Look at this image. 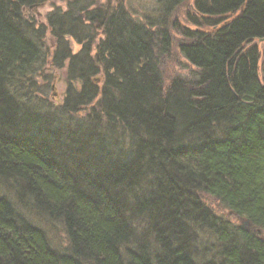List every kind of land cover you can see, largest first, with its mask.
<instances>
[{"label": "trees", "instance_id": "16d2710c", "mask_svg": "<svg viewBox=\"0 0 264 264\" xmlns=\"http://www.w3.org/2000/svg\"><path fill=\"white\" fill-rule=\"evenodd\" d=\"M48 1L0 0V264H264V63L261 80L248 45L264 0H195L196 28L170 22L186 0L142 19L126 0L26 16ZM171 29L198 70L166 85ZM48 66L65 72L60 103Z\"/></svg>", "mask_w": 264, "mask_h": 264}, {"label": "rangeland", "instance_id": "374dc122", "mask_svg": "<svg viewBox=\"0 0 264 264\" xmlns=\"http://www.w3.org/2000/svg\"><path fill=\"white\" fill-rule=\"evenodd\" d=\"M195 0H186L182 5L178 6L175 12L170 19L172 22L174 19H178L183 25L187 27H194L192 23L188 21L187 13L194 12L193 5ZM108 0H96L97 5H106ZM127 9H129L133 15L137 18H141L145 15H150L151 17L156 16V1L155 0H126ZM56 7L66 8V2L60 0H51L43 4L42 6H36L25 10V14L29 19L35 21L37 25H47V15L49 12L54 10ZM158 12V11H157ZM196 28V27H194ZM174 38V43L172 46V50L167 57H163L161 60V69L162 75L165 81V84H169L174 77H182L187 80L193 78L194 73L198 70L195 66H193L179 51V45L182 41H184V37L178 30L170 31ZM50 33H47L46 44L49 49L52 51L54 49V42ZM249 46L256 45L260 50V78L263 80L262 75V66L264 63V40H253ZM74 50L77 51L79 46L75 45L73 42ZM43 75H52V83L50 84L51 92L49 93L51 100L60 103L65 95L66 91V81H65V72L55 70L50 66L46 67L43 70ZM43 83V82H41ZM203 198L218 215H221L225 218H228L235 222L237 225H243L242 220L236 217L229 209L225 208L220 204V202L212 196L207 194H203ZM27 212V211H24ZM41 228L47 231V234L53 244V247L57 248L60 252H67L68 244L66 240V234L64 232V228L59 223H51L50 225H41Z\"/></svg>", "mask_w": 264, "mask_h": 264}, {"label": "water", "instance_id": "95a60500", "mask_svg": "<svg viewBox=\"0 0 264 264\" xmlns=\"http://www.w3.org/2000/svg\"><path fill=\"white\" fill-rule=\"evenodd\" d=\"M245 225H246V226H248V223H247V222H245Z\"/></svg>", "mask_w": 264, "mask_h": 264}]
</instances>
